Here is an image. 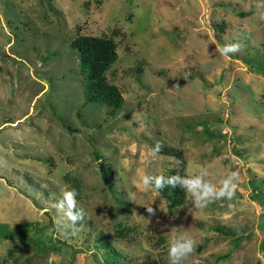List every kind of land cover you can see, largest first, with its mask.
<instances>
[{
  "label": "rangeland",
  "instance_id": "rangeland-1",
  "mask_svg": "<svg viewBox=\"0 0 264 264\" xmlns=\"http://www.w3.org/2000/svg\"><path fill=\"white\" fill-rule=\"evenodd\" d=\"M258 4L264 0H0V264H169V243L185 232L197 245L183 264H264ZM79 31L116 40L108 78L122 91L121 108L88 101L70 44ZM238 39L236 55L216 51ZM165 147L182 151L187 175L206 166L218 186L238 170L235 196L203 209L188 196L170 211L158 190L138 191L140 176L177 164ZM64 179L71 187L75 180L86 214L75 236L54 229ZM99 233L123 263L98 244Z\"/></svg>",
  "mask_w": 264,
  "mask_h": 264
},
{
  "label": "clouds",
  "instance_id": "clouds-1",
  "mask_svg": "<svg viewBox=\"0 0 264 264\" xmlns=\"http://www.w3.org/2000/svg\"><path fill=\"white\" fill-rule=\"evenodd\" d=\"M264 5H257L262 7ZM243 44L238 39L234 43H227L218 47L216 51L221 57L234 56L241 51ZM187 78L186 76L184 77ZM179 88L177 82L174 85ZM160 151V145L157 144L152 155L155 156ZM210 175L206 166H201L196 174L181 176L179 174L165 177L163 175H155L145 173L140 176L135 187L138 191L147 192L155 189L160 190L165 186L171 188H181L189 197L192 208L203 209L210 203L221 199H232L237 191L241 176L238 170L231 171L226 178L219 182V186L208 179ZM42 187H46L42 185ZM79 192L75 188L62 189L60 198L52 205L56 209L58 215L54 219V229L57 233L66 236H75L80 231L78 225L85 219V212L78 206L77 197ZM128 200L136 203V193L129 192ZM150 216L155 215L156 209L152 206L145 205ZM197 242L187 232L173 238L168 246L169 264H183L196 249ZM264 259V258H262Z\"/></svg>",
  "mask_w": 264,
  "mask_h": 264
},
{
  "label": "trees",
  "instance_id": "trees-1",
  "mask_svg": "<svg viewBox=\"0 0 264 264\" xmlns=\"http://www.w3.org/2000/svg\"><path fill=\"white\" fill-rule=\"evenodd\" d=\"M51 9L54 10L53 8ZM70 44L73 49L76 48L79 52L82 72L84 73L86 82V92L89 95L88 101L98 106L106 105L112 107L113 110L121 108L125 101L122 91L108 78V71L119 58L118 44L114 37L108 34L94 35L79 31L71 40ZM162 153L175 157L177 164L168 168L166 172L161 175L165 177L176 174L181 176L187 175L185 171L187 163L181 150L175 147H172V149H167L165 147ZM96 157L100 158V153L97 151ZM106 167L107 166L101 162L100 170L102 178L104 181L110 182L111 171L109 167ZM66 179L68 180V175ZM75 185V180L74 187H71L64 179V186L66 189L75 188ZM159 192L168 199L170 211L177 206L184 205L188 199V195L179 187L171 188L170 186H165L160 189ZM221 230L223 231V229ZM96 239L99 245L107 249V254L113 257L114 263L117 261L123 263V253L111 244L106 236L99 233Z\"/></svg>",
  "mask_w": 264,
  "mask_h": 264
}]
</instances>
